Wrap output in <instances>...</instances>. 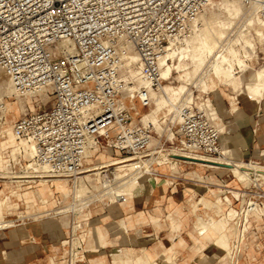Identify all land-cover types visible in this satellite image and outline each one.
<instances>
[{
	"label": "built area",
	"instance_id": "2783aa9c",
	"mask_svg": "<svg viewBox=\"0 0 264 264\" xmlns=\"http://www.w3.org/2000/svg\"><path fill=\"white\" fill-rule=\"evenodd\" d=\"M211 1L0 0V71L19 97L46 95L12 124L15 136L30 145L34 163L54 177L76 180L91 142L125 158L161 153L163 145L151 151L153 131L135 121L122 97L131 86V100L140 109L151 107V92L164 83L159 63L168 44L187 37ZM240 1L264 18V0ZM130 53L137 55L134 81L124 78ZM5 102L0 97V131ZM178 118L176 161L223 157L218 131L200 108L180 104ZM78 229L62 242L64 264L85 263Z\"/></svg>",
	"mask_w": 264,
	"mask_h": 264
},
{
	"label": "rangeland",
	"instance_id": "374dc122",
	"mask_svg": "<svg viewBox=\"0 0 264 264\" xmlns=\"http://www.w3.org/2000/svg\"><path fill=\"white\" fill-rule=\"evenodd\" d=\"M256 30H258V25L256 23H253V25L251 27H247L243 30V40H246V42L248 41L251 42V47L246 45V42H244L242 40L241 44L237 45V49L239 50V56L241 58L244 59V53L246 52V50L248 52L247 53V58H245V62L249 65V69H247L245 72L240 73L239 69L236 70V72H238L237 75L238 76V81L240 82L241 85H239V88H233L230 84L228 85H219L217 83H215V80H213L211 77H209L206 81L208 88V94H202L198 88H195V86L192 83H185L183 81V78H179L178 73L175 72V70H173L172 75L167 78L163 83L164 86H172L174 89L179 88L181 85L186 86L187 88H189V90H191V92L193 93L194 98L199 97L200 99L194 100V104L196 105L197 102L199 101H205L206 99H211L213 100V104L215 106V102L214 99L212 97V91L213 89H215V87H218L219 90V95L217 96L220 97L222 94H224V91L227 89H232L235 92H240L242 90V87L245 86V84L247 83V81L249 80L250 76H252L254 73H256V71L260 70V69H264V37H260L256 36L255 32ZM262 32H264V30H261ZM251 36V38H250ZM250 38V39H247ZM250 40V41H249ZM253 40V41H252ZM258 40V41H257ZM261 41V42H259ZM244 42V43H243ZM250 44V43H249ZM244 49H242V47ZM253 46V47H252ZM250 48V49H249ZM245 50V51H244ZM244 54V55H243ZM185 63L187 64L188 67V71H191L190 69H192L191 67V62L190 60H186ZM190 67V68H189ZM178 77V78H177ZM6 78V77H4ZM4 78H2V81L5 85V81ZM240 78V79H239ZM210 79V80H209ZM6 80H8L6 78ZM9 82V81H8ZM212 82V83H211ZM1 86V85H0ZM7 86H4V88ZM211 91V92H210ZM235 92L229 90V93L233 96H235ZM184 94V93H183ZM186 95V94H185ZM183 95H182V99H183ZM3 98L8 101L10 103L11 106H13L16 102H18V98H20L21 102L25 103L23 106V112L19 115L16 113V111L11 108L9 111V114L7 115V120H6V124L5 126H3L2 130H10L11 126L13 124V122L21 115L25 114L26 112L29 111V106L27 104H29L33 99H31L30 102L26 101V97H16L15 95H11V96H3ZM181 99V100H182ZM238 101H240V96H237ZM37 101H33L32 106L36 103ZM51 104V100L49 99L47 102V107ZM197 106V105H196ZM228 107V105H227ZM140 110V115L144 112L147 111V109H139ZM244 112L246 114V116L248 117V123L245 125V127L243 128L242 126L236 127L235 126V119L233 117V115L228 114L224 117V122L225 124L228 125H232L234 127V130L236 132H240L243 135H250V137L252 139L255 140L254 144L252 145V156H248V155H242V157H233L230 160H235V161H239V162H245L246 164H250L247 162H251L253 163V165H256V171L252 170L251 168L248 167H243V171L246 170V172H251L252 175L251 177L254 178L255 174H262L264 175V146H260V148L258 149V141L256 139L255 133L254 131L256 130V128L258 126H260L261 124H264V105H262L261 110L258 113L255 114H251L248 110L244 109ZM162 117V116H160ZM140 119V118H139ZM139 119L137 118L135 121L139 122ZM170 115L162 118L161 119V125L162 127L165 129L162 135H158L155 131H153V138L155 139V141H157V144L154 145L151 149V151H153V148H160L161 145H163V151L159 154H155L157 160L156 162H154L153 164V170L156 171L155 174H151V175H147L144 174L143 179L148 178L147 179V185H150L152 188H154V186L156 187H160L162 188L164 191L166 190H171V191H183V193H187L188 196L186 198L181 199L180 202V206L185 207L184 209L186 211L190 210V206H191V198H193V200H200L202 199L201 194H197L195 196V194L190 193V184H195L196 183V179L193 176V172H198L203 176H211L214 175L216 176L219 180H221L222 182H228L230 183V185H234L237 186V188L241 191H239L240 194L235 195L234 197H236L237 199H230V203L231 206L233 207V209L230 210V206L229 204H216L210 206V208L212 207V209L208 210L207 207L204 206V204H202V202L199 203L198 205V214L200 216H203L204 212L208 213H212L214 211L216 215H214L213 218V222H217V220L220 221V223L224 222L225 220V226L221 223H218V225H215L214 227L218 226V232L216 230V232L218 233V236H223L226 233V238L225 237L223 239H225L228 242V245L226 244V247L228 248V253L230 252L232 254V251L234 252V256H233V262L232 264H235V260L237 258V250H240L239 255L241 256L243 254V246H242V239L244 238V236H246V233H244L243 235L241 234V230L244 226L245 223V219H244V214L245 211L247 210V204L248 203H255V206L257 207V209H264V176L261 177H256L258 180L256 182H251L249 184L250 187L245 189V185H249L248 183L246 184L245 182H242L239 179V173L238 171L233 170L231 167H229L227 165V162L222 161L220 159H218V161L216 160L217 164H213V163H209V162H200V161H195L197 162V164L203 163V164H207V165H212V166H216V167H227L230 169V171L227 170H218L217 172H213V169L207 168V167H201L198 165H193V164H183V163H176L175 165L173 164L174 162L172 161L171 158H168L169 155H177L176 153L174 154V152H177L178 155H181V151L179 150V137L176 134V130L178 127V123H172L170 122ZM172 132L174 134L173 138L168 137V133ZM233 134V133H232ZM1 139V138H0ZM18 141H15L14 144H17ZM256 148V150H255ZM12 150L11 146L8 148V152H6V154H2L3 157V163H2V169L5 172L8 173H14L16 175H20L23 176V171L25 170V166L26 164L31 163V161L29 162V157L28 155H26L23 151L20 153V155L18 156L17 160H14L13 158L10 157V151ZM174 151V152H173ZM255 152V153H254ZM243 153V152H242ZM164 155V156H163ZM174 156L173 159H175L176 157H180V156ZM1 156V155H0ZM109 156V157H108ZM167 156V157H166ZM120 158L117 156V154L111 152V151H90L88 152V154L85 156V161L86 160H90L89 164H86L85 167L86 168H91L94 167L96 164L101 163L102 161H106L109 160L111 158ZM162 157V158H161ZM164 157V158H163ZM246 157H248L246 160ZM149 158V157H146ZM167 158V159H165ZM167 160V164L164 163V161ZM176 160V159H175ZM138 161V158H134V160L130 161L129 163L132 162H136ZM191 161V160H188ZM160 162V163H159ZM158 163V164H157ZM222 163V164H221ZM224 163V164H223ZM219 164V165H218ZM227 165V166H226ZM167 167H176L173 170H169ZM261 167V168H259ZM108 174L110 175V179L112 180L111 184H115L113 185L118 187V185L120 184V182L124 183V181H126L123 185L121 184L119 187L122 189L119 191H129L132 190L130 187L132 186H128V188H130L129 190H127L128 188L125 187L127 182L130 181V174H131V169H129V167L126 168H116L114 166H110L108 167ZM127 169V170H126ZM126 170V171H125ZM233 171V172H232ZM29 175H33L34 170L29 169L28 170ZM113 172V173H112ZM120 175H118L119 173ZM126 172V173H125ZM164 173L166 175H168L167 177L165 176H160L158 175V173ZM259 172V173H258ZM116 174V176H115ZM125 174V175H124ZM243 184L239 183L237 180H235V178L233 177V175ZM82 175V174H81ZM120 176V180L115 177ZM115 176V177H114ZM129 176V177H128ZM121 177H123L121 179ZM156 181H158L157 185H153L155 183L154 178H156ZM32 178V177H31ZM91 178H95V176H92ZM23 180H27L28 182H24V183H19L21 186H17V183H12V185L8 182L9 180H12L10 177L6 176L5 177L3 175L0 176V199L6 198L7 196L10 195V193H12V190H14V194L9 196V200L8 202L10 203V209H4L3 211L6 213L5 215H3V218L0 220L3 222H14V224H21L24 221L29 220L26 223V230L29 232L30 236L29 237H23V238H19L16 242H14L10 247L5 248L7 250H14V249H19L22 247H26V246H32V250L35 253H42L40 255H42L41 257H39V259L41 260V262L39 264H48V258L53 257L55 264H64L63 263V256H64V248L62 246V242L69 239V237L71 236V230L72 227L76 226L77 224L81 225L82 229H78V230H73L75 232V237H76V243L80 242L81 239V235H85L87 234V231L92 228L94 226V223H92V220L98 218L99 216V212L100 210H103L104 206H105V202L108 204L109 200L107 197H101L99 198L98 194H101L100 192H102L101 188H92L91 186H89V189H86V191H82L81 196H80V201L78 202V204H86L87 206L84 209H81L80 211L77 212V207H75L74 205H72L74 200L73 199L71 193L69 192H63L60 189L56 188V182H51L50 187L48 191L45 193V200L44 198L39 199L40 205H41V209L37 210L36 207H32L31 204H28L29 202H31L32 200H34L35 197V190L38 192V189L41 188L42 186V182L41 180H43L44 178L38 179L34 182L36 183H32L30 181H32L33 179L30 178H21ZM128 179V180H127ZM185 179V180H184ZM15 180V179H13ZM118 180V181H116ZM74 180H70V181H63L64 184H66L68 182V187L71 188V182ZM165 181H167V183H165ZM41 182V183H40ZM117 184H116V183ZM129 183V182H128ZM253 183H255V185L259 186L256 187ZM125 185V186H124ZM118 187V189H119ZM35 189V190H34ZM89 190V191H88ZM51 191V192H49ZM117 190V192H119ZM243 191L246 192V195L244 193H242ZM49 192V194H48ZM54 192H57L58 195H56V203L54 205L53 208H51V206L48 204V196H51ZM91 193V194H90ZM16 194V195H15ZM244 194V195H242ZM83 195V196H82ZM233 195V194H232ZM90 196V197H89ZM200 198V199H199ZM44 200L43 202H41L42 200ZM77 201L79 200V198H75ZM176 198H171V199H160V205L167 207L169 206V203L171 201H173ZM219 199V198H218ZM41 200V201H40ZM90 200V202H89ZM155 200L153 199V203L152 206H155ZM241 200H242V204H241ZM21 202H26L28 204L29 207H27L26 204H22ZM75 202V201H74ZM81 202V203H80ZM261 203V205H260ZM74 206V210H68L67 207L69 206ZM144 206V205H142ZM220 206V207H219ZM219 207V208H218ZM227 207V208H226ZM65 208H67V210H64ZM64 210L61 213L55 214L54 212H57L58 210ZM134 209H136V206H133V208L130 210V213L132 211H134ZM221 209V210H219ZM128 211V210H126ZM39 213V214H38ZM49 214V216L43 217L40 219V223H44L45 221H48L49 223H53V225H57L58 227L62 228V236L59 239H54L52 238V236L50 234H47L45 236V238H43L42 236L35 234L34 233V229L33 226L31 225L34 222V218L39 217L43 214ZM54 213V214H53ZM34 214V215H32ZM53 214V215H52ZM225 217H223L222 216ZM240 215L239 217H236ZM253 215V219H257L258 215L256 214H250ZM264 215V210H262V214ZM260 215V216H261ZM159 216H161L162 220H161V224L162 227L160 229H156L154 228V231L156 233H163V234H167L169 233V228H168V221L165 220L164 217H162V214H159ZM208 216V215H206ZM223 217L224 219L220 218ZM205 218V217H203ZM264 218V217H262ZM5 220V221H4ZM108 221H110L111 219H107ZM193 221H194V217L190 218L189 224L187 226H185V228L183 229V238L186 241V245L178 248L177 250V255H181L183 257L182 261H184L183 264H228V258L227 255L222 249L218 248L217 252L209 249L207 254L205 255V257L203 258V260L201 259L199 261V263L196 262L197 260V255L195 254L193 248H192V239L189 236V233L193 232ZM228 221V222H227ZM249 221V217L248 220L246 222V226H249L248 224ZM63 222L65 227L63 226ZM228 224H227V223ZM248 223V224H247ZM264 223V222H262ZM74 225V226H73ZM221 225V227H220ZM50 227L47 226V228ZM220 227V228H219ZM223 227V230L225 232H223L224 234H222L221 232V228ZM225 227V228H224ZM262 231H264V224H262ZM13 229L12 228H7L5 229L6 231ZM235 230L237 232H235ZM1 231V230H0ZM247 231H250V228H247ZM246 231V232H247ZM200 230L195 232V236L200 239L201 236L199 235ZM256 232V231H255ZM222 235H221V234ZM146 234V232H143V229H133L131 231L128 232V236L130 239H135L139 236H144ZM230 234H232V236H230ZM237 234V236H236ZM252 234V231L250 232V235ZM80 236V237H79ZM236 237V238H235ZM240 237V238H239ZM229 239V240H228ZM224 240V241H225ZM82 241V239H81ZM237 241V242H236ZM250 240L248 239V242ZM0 242H2L1 238H0ZM226 242V243H227ZM239 242V243H238ZM260 242L262 245L258 247V251L259 252L260 248V258L256 259L253 256H249L247 258H242L240 261L243 264H259L260 261H264V232H262L261 236H260ZM64 245V243H63ZM45 248V249H44ZM119 248V247H117ZM231 248V249H230ZM111 249L110 245H108L106 248H104L102 251L104 252H108V250ZM254 249V247H253ZM255 251V250H254ZM253 251V252H254ZM101 252V251H100ZM218 254L219 260L220 262L218 263V261L216 260L215 255ZM95 258V256L93 257ZM106 263L105 264H112V255L107 253L106 256ZM89 260V257L86 256L85 259V263L83 264H87V261ZM176 263V262H175ZM5 264H15L14 263H9V262H5ZM28 264H36L35 262H29ZM38 264V263H37ZM178 264V263H176Z\"/></svg>",
	"mask_w": 264,
	"mask_h": 264
},
{
	"label": "bare ground",
	"instance_id": "6f19581e",
	"mask_svg": "<svg viewBox=\"0 0 264 264\" xmlns=\"http://www.w3.org/2000/svg\"><path fill=\"white\" fill-rule=\"evenodd\" d=\"M253 23H256L258 25V30L255 31V32H257L255 34H256V36H259L261 39V37H264V32L261 31V30H264V18L260 17L254 8H246L245 6L242 5L240 0H212L211 3L209 4V6L192 23L188 36L185 37L184 39H182L181 41L170 42V44H168V46L166 48V52L163 55V57L160 59V63H159L160 68H161L160 72H161L162 80L165 81L167 78H169L172 75L173 70H175L176 73L180 74L179 78H183V81L185 83H192L195 86V88H198V90L202 94H208V88L209 87L207 86L206 81L209 77H211L213 80H215V83H217L219 85L230 84L235 89L239 88V85H241L239 81H241V80L238 81L237 75H239V74H237L238 72H236V70L239 69V72L243 73L247 69H249V65L244 60L245 58H247L246 52H248L247 51L248 49L246 50V52H243L245 54V55L243 54L244 55L243 56L244 59H243V58H241L242 56L241 57L239 56V52H238L239 50L237 49V45L238 44L240 45L242 40H243L242 37H243V35H245V34H243L244 33L243 30L247 27H251L253 25ZM241 32H243V33H241ZM250 38H251V36H250ZM250 38H248V39H250ZM262 39H264V38H262ZM243 41L246 42V40H243ZM259 42H261V41H259ZM249 43L247 41L246 45L251 47V42H249ZM241 47H242V45H241ZM242 49H244V48L242 47ZM71 50H73V49H71ZM136 60H137V55L135 53H130L128 58L125 60V62H124V66H125L124 78L126 80L134 81L137 79L138 69L135 68V66H134V63ZM186 60H190V62H191V67H192V69H190L191 71H188L187 64L185 63ZM4 77H5L4 74L0 71V85H1L0 86V97L15 95L18 98L19 96L16 93H14L10 83ZM2 78H4L5 85L2 81ZM4 86H7V87L4 88ZM138 86H141V83H138L137 86H135V88H138ZM132 89L133 88L131 86H127L125 88V94L122 97L123 103H126L128 105V107L132 111L133 115L137 116L138 119L140 118L139 121L142 125L149 127L152 131H155L159 136L162 135L164 130H165L162 127L161 122H160L162 118H165V117L170 115V119H169L170 122H172V123L176 122L179 124V118H178V107H179V105L185 104V103L194 104L195 99H197V100L200 99L199 97L194 98L191 90H189V88H187L184 85H181L177 89H174L172 86L162 85V87L158 91H152L151 92L152 105L150 108L147 109L146 112H144L140 115V110H138L139 107L131 100ZM241 93L247 94L249 97H251V99L255 100L257 103L261 98H264V69H260V70L256 71V73H254L252 76H250V78L247 81V83L245 84V86L242 87ZM219 94L220 93H219L218 87H215V89H213V91H212V97L217 98V96ZM182 95L184 96L183 99L181 98ZM45 98H46V95L44 93L39 94V95L27 96L26 97L27 102H30L31 99H33L27 105L29 106L30 110L33 111L34 110L33 106H32L33 101H43ZM23 102H25V101H23ZM23 102H21L20 98H18V102H16L13 106H11L10 103L8 101H6L5 103H6L7 115L9 114V111L11 108H13L16 111V113L20 115L24 111L23 105L25 103H23ZM196 105L198 108H200L205 113L207 119L216 128V130L218 131V138L220 140V136L223 133L224 129L218 120L217 111H216V107L213 104V100L206 99L205 101H199L196 103ZM232 110H234V111L236 110V105L234 102H232ZM160 116H162V117H160ZM6 119H7V117H6ZM2 129H3V127H2ZM2 129L0 131V138H1L0 139V155H1L0 156V176L3 175L5 177V175H6V176L10 177L12 180H9L8 182L9 183H17V185H19V186H21L19 183L28 182L26 179L23 180L21 178L33 179L30 182H34L38 179L44 178L43 180H41V182L43 183L41 188L38 189L39 195H41L42 198H44V200H45V193L48 191L49 188L51 189L49 183H51V181L56 182V188L57 189H60L63 192L71 193V195L73 197V199H71V200L75 201V202L74 201L72 202L73 203L72 205L77 207V209H76L77 212L80 211L81 209H84L87 206L86 204H78V202L81 199L80 196H81L82 191L87 192L86 189H89V186H91L92 188H101L102 192H100L101 194H98L99 198H101L103 195H112V194L116 193L117 190L119 191L122 189L123 186H121V188L118 186L119 187V189H118V187H116V186L113 187V185H115V184H113V185L111 184L112 180L110 179V175L107 173L109 170L108 167H110V166H114L117 169L118 168H126V167H129V169H131L130 181H128L129 183L127 182L126 186L125 185L124 186L127 188H128V186H132V187H130L132 190L139 189L142 187L149 189V187L146 184L147 178L143 179V176H144V174H147V175L155 174V171L153 170L152 167H153L154 162H156L157 158L154 156L153 152L145 156V157H149V158L140 157V158H138V161L132 162V163H129L130 161L134 160V158H131V157L130 158H125V157H121V156H120V158H114L113 157L109 160L102 161L101 163L96 164L94 167H91V168L84 167V171L81 172L82 175H79L76 180L71 182V188H70V187H68V182L66 184L63 183V181H70L69 178L54 177V176L50 175L45 169H43L42 167H40L36 163H34L33 151L31 149L30 145L26 141L20 140L15 136L13 129H12V126H11L10 130H2ZM168 137L173 138L174 134L172 132H169ZM15 141H18V143L14 144ZM154 142L157 144V141H155V139L152 138L151 146L156 145ZM10 146L12 148V150L10 151L11 152L10 153L11 158H13L14 160H17L18 156L23 151L26 155H28V157H29L28 161L29 162L31 161V163L26 164L25 170L22 173L23 176L16 175L14 173L5 172V171H3L2 167H1L2 163H3L2 154H4V153L6 154V152H8L7 151L8 148ZM92 150H94V151L98 150L97 144L95 142H91L89 144L88 151H87L86 155L88 154V152H90ZM220 151H221V154L223 156H226L228 154V151L225 149L222 150L221 147H220ZM175 153L178 155L177 152H174V154ZM177 155H172V156L169 155V157H168V158L172 159V161L174 162L173 163L174 165L176 163H179L178 161L173 159V157L177 156ZM178 156H180V155H178ZM183 157H185V156H183ZM165 159H167V158H165ZM189 159H193V161L192 160L188 161L189 162L188 164H197V162L200 161V162H209V163L211 162L215 165V164H217L216 160L218 161V159H220L221 162L225 161V162H227L228 166L230 165L229 167H231L235 171H238L239 179L242 182H245L246 184L247 183L249 184L251 182H256L258 180L256 177L264 176L262 174L261 175L255 174L254 178H252L251 172H246V170L243 171L242 169H243V167H248V168H251L252 170L256 171V168H257L256 165L246 164L244 162H232L230 159H228L226 157L205 158L203 156L193 155V156H190ZM166 161H164V163ZM195 161H197V162H195ZM89 162H90V160H86V161L84 160L83 161V163L85 165L89 164ZM200 164L207 166V167H210V168L216 167V166H212V165L210 166V165L203 164V163H200ZM175 168L176 167H172L170 169H175ZM259 168H261V167H259ZM29 169H32L35 172V173H33L32 176L29 175V172H28ZM261 170H264V169H261ZM117 173H119V172H117ZM118 175H120V173ZM118 175H117V177H115L116 176V174H115L114 177L116 179L118 177L120 178L121 175L120 176H118ZM92 176H95V178H91ZM122 178L123 177H121V179ZM13 179H15V180H13ZM116 181H118V180H116ZM125 182L126 181H124V183ZM253 184L255 185V183H253ZM250 185L251 184L245 185L244 188L247 189L250 187ZM255 186L259 187L257 185H255ZM130 188H128L127 190H129ZM15 192H14V190H12V193H10V195L14 194ZM49 192H51V191H49ZM49 192H48V194H49ZM242 193H244L246 195L245 191H243ZM229 194L232 198L237 199L234 196L238 195L240 193H239V191H233V195L230 192H229ZM244 194H242V195H244ZM9 196H7L6 198L0 199V220L3 218V215L6 214L3 211L4 209H9V210L12 209V208L10 209V203L8 202ZM115 197L118 199H121L120 201H122V202L125 201V199H124L125 196H123V195H121V196L115 195ZM75 198H77V199L79 198V200L77 201ZM228 199H229L228 196L219 197V199L218 198L216 199L217 203H215V204L221 205V204L225 203V205H226V203H227L226 201ZM44 200H42L41 202H43ZM203 200L202 201L200 200L202 202V204H204V203L206 204V201L205 200L203 201ZM33 201L34 200H32L31 202H33ZM89 202H90V200H89ZM208 202L206 205L204 204V206L207 207L208 204H214V203H210V202L208 203ZM252 202H254V201H252ZM252 202L247 204V210L245 211V214H244L245 223H244V226L241 230L242 235L244 233H246V231H247L246 222H247L250 214L254 213V214L260 216L262 214V210H264V209H262V210L257 209V207L255 206V203H252ZM241 204H242V200H241ZM74 206L70 205L67 208H68V210H71V209L74 210ZM210 206H209V208H210ZM67 208H65L64 210H67ZM64 210L63 209L61 211L58 210L57 212H54V213L58 214V213L63 212ZM219 210H221V209H219ZM32 215H34V214H32ZM46 216H49V214L48 213L43 214L39 217H46ZM222 216H223V214H222ZM239 216L240 215H238L236 217H239ZM223 217H220V218L224 219L225 217L224 218ZM199 218L200 217L198 216V222L201 221V219H199ZM209 218L212 222L214 221L213 220L214 217L211 218L209 216ZM210 220L208 222L209 224H207L206 222H203V221H201L200 224L203 222V224L206 223L208 226L212 225L211 227H214L215 225H218V223H220V221H221L219 219L220 221L217 220V222L215 221L213 224H210V222H211ZM222 222H223V220H222ZM0 223H1L0 230L12 228L16 225L12 221L9 223L8 222L4 223V224H3V221H1ZM224 223H225V220L222 223L225 226ZM200 224H199V226H200ZM203 226L205 227V224ZM218 226L215 227L217 232H218V229H217ZM200 227H202V226H200ZM220 227H221V225H220ZM221 231H222L221 233L224 234L223 232H225V231L223 230V227L221 228ZM201 232H202V229H201ZM235 232H237V231L235 230ZM225 235H226V233H225ZM225 235H224V237L227 240ZM236 236H237V234H236ZM217 237H218L217 241L215 240L216 246H218V248L222 249L224 252H227L225 254L227 255V258H228V264H232L235 251H232V254L230 252L228 253V251H229L228 250V248H229L228 242L225 239H223L224 238L223 236H217ZM215 241H214V243H215ZM63 243H65V241H63ZM80 243H81V239H80V242H77V244H80ZM226 244L228 245L227 246L228 248L226 247ZM239 253H240V250H237V258L235 260V264H238V261L240 258ZM75 254L79 255L77 249L75 250ZM82 254H84L83 250H82V253L80 255L83 256Z\"/></svg>",
	"mask_w": 264,
	"mask_h": 264
},
{
	"label": "crops",
	"instance_id": "0c3cea01",
	"mask_svg": "<svg viewBox=\"0 0 264 264\" xmlns=\"http://www.w3.org/2000/svg\"><path fill=\"white\" fill-rule=\"evenodd\" d=\"M229 90L235 92L229 88L228 90L226 89L224 94H222L220 97L214 99L218 120L224 129L220 136L219 144L222 150L225 149L228 151V154L223 157L232 159L235 156H252V145L254 144L255 140L252 139L248 134L245 136L240 132H236L232 125L225 124L224 117L228 114L233 115L236 122L235 126H242L244 128L248 123V117L246 116L243 108L248 110L252 115L258 113L261 110L262 105H264V98H261L257 103L245 93L235 92V96H233L229 93ZM237 96H240V101H238ZM232 102H234L236 105L235 111L232 110ZM254 133L258 141L257 145L259 149L260 146H264V124L258 126ZM247 158L248 157H246V160H248ZM231 161L237 162L235 160ZM247 163L253 164L251 162ZM193 165L207 167L201 164ZM167 168L169 170H173L169 167ZM210 169H213V172H217L218 170L230 171V169L225 166ZM158 175L165 177L168 176L162 172L158 173ZM193 176L196 179V183L190 184V193L195 194V196L197 194H201L202 199L200 200L202 201L204 199L206 204L208 201L210 203H214L208 204V210L212 209L213 205H216L215 203H217V198L228 196L229 199L226 202L229 204L230 199H232L229 192L233 194V191H241L237 188V186H232L228 182H222L214 175L203 176L198 172H193ZM233 177L235 180L241 183L234 175ZM156 179L157 177L154 178L155 183L153 185L158 184ZM165 183H167V181H165ZM10 184L12 185V183ZM147 186L149 189L142 187L135 190L119 191L112 195L102 196L108 198V204L105 202L103 210H100L99 212V217L92 220L94 226L87 231L86 236L84 235V237H81L82 241L84 242L83 252L89 257L87 264H105L107 261V253L113 257L112 264H183V257L181 255H177V250L178 248L186 245V241L182 234L185 226L189 224L191 217H194L193 232L189 233V236L192 239V248L197 255L196 262L199 263L201 259L203 260L209 249L217 252L218 246H216V241L218 238V233L215 231V227H211L212 225H207L209 224L208 222L210 220L209 216L213 218L214 215H216V211L212 213H208L207 211L204 212L203 216H200L198 214V205L201 201L193 200V198H191L190 210L186 211L184 209L185 207L180 206V202L181 199L188 196L187 193H183V191H164L160 187L154 186V188H152L150 185ZM56 195H58V193L54 192L51 196L47 197L48 204L51 206V208H53L56 203ZM115 195L125 196V201H120L121 199L116 198ZM40 198L41 196L35 190L34 201L28 204H31L32 207H36L37 210H40ZM165 198L176 199L171 201L169 206L164 207L160 205V199ZM153 199H156V207L152 206ZM21 203L26 204L27 207H29L26 202ZM210 205L212 206L211 208H209ZM133 206H136V209L130 213V210L133 208ZM229 206L231 207L230 210L233 209L231 204H229ZM159 214H162V217L168 221L169 233L167 234H163L161 232L156 233L154 231V228L160 229L162 227V218L159 216ZM198 216L200 217L199 219H201V221L207 223H204L205 227L203 226V222L201 224V221L198 222ZM262 217H264V215L258 216L257 219H253V215L249 216V224L247 223L249 226H247V228H250V231H247L246 236H244L242 239L243 254L240 256L238 264H243L240 260L249 256H253L256 259L260 258V250L262 248L260 236L262 232H264L262 231L261 227L262 224H264L262 223L264 222V218ZM41 218L43 217H36L33 219L34 222L31 225L33 226L34 233L42 236L43 238H45L47 234H50L52 238L56 240L59 239L62 236V228L58 227L56 224L53 225L52 222L49 223L48 221L40 223L39 221ZM108 218L111 220L108 221ZM28 221L29 220L15 225L13 229L8 231H0V238L2 240V242H0V264H5V262H15V264H28L29 262H35L36 264H39L41 262L39 257L42 256L40 255L42 253H35L32 250V246H26L14 250L5 249L10 247L19 238L30 236L29 232L25 228ZM213 223L214 222L212 221L210 222V224ZM199 224L202 227H200ZM49 225L50 227L47 228ZM63 226L65 227L64 222ZM133 229H143V232H146V234L135 239H130L128 232ZM198 230H200V239L195 236V232ZM251 231L252 234L250 235ZM230 236H232V234H230ZM248 239L250 240L249 242ZM108 245H110L111 249H109L108 252L102 251ZM260 246L261 248L259 252H256ZM94 256L95 258H93ZM215 257L219 263L220 260L218 254H216ZM48 264H55L53 257L49 256ZM259 264H264V261H260Z\"/></svg>",
	"mask_w": 264,
	"mask_h": 264
}]
</instances>
